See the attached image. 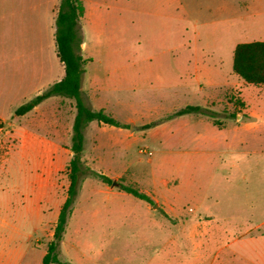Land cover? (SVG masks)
Instances as JSON below:
<instances>
[{
	"label": "rangeland",
	"instance_id": "obj_1",
	"mask_svg": "<svg viewBox=\"0 0 264 264\" xmlns=\"http://www.w3.org/2000/svg\"><path fill=\"white\" fill-rule=\"evenodd\" d=\"M93 1L102 13L86 36L83 98L101 104L90 97L96 80L107 112L128 126H87L82 159L152 203L83 177L61 261L251 264L237 243L220 250L264 216V196L252 198L264 189V84L233 70L238 43L264 40V0ZM43 2L0 0V264H42L69 185L75 101L52 96L14 113L63 71ZM187 104L217 120L187 114L145 128Z\"/></svg>",
	"mask_w": 264,
	"mask_h": 264
},
{
	"label": "trees",
	"instance_id": "obj_2",
	"mask_svg": "<svg viewBox=\"0 0 264 264\" xmlns=\"http://www.w3.org/2000/svg\"><path fill=\"white\" fill-rule=\"evenodd\" d=\"M83 14L84 5L82 0L60 1L55 18V44L57 56L64 65L65 74L60 80L49 85L46 89L18 106L14 111L16 116H23L52 96H62L75 101L76 112L71 136L72 156L67 167L69 185L65 200L58 213L52 240L48 243L47 250L42 258V264H65L60 259L61 242L69 217L73 212L83 177H95L105 184H112L113 182L106 174L100 173L84 164L82 155L85 146V128L92 121L119 128L128 126L104 109H91L83 98L82 82L86 73L87 62L82 55L83 38L79 28V21ZM233 70L247 83L254 85L264 84V40L238 43L233 53ZM187 114L208 116L214 121L217 120L218 115L216 111L207 107L187 104L160 120L146 124L145 128L153 127L161 121ZM231 116L237 115L232 113ZM215 123L220 125L219 122ZM119 186L121 190L135 198L152 203L151 197L137 187L125 184Z\"/></svg>",
	"mask_w": 264,
	"mask_h": 264
},
{
	"label": "crops",
	"instance_id": "obj_3",
	"mask_svg": "<svg viewBox=\"0 0 264 264\" xmlns=\"http://www.w3.org/2000/svg\"><path fill=\"white\" fill-rule=\"evenodd\" d=\"M44 4L43 7H45L48 11H49V22H48V35L49 38L51 40L54 39L55 41V18H56V9L58 8L60 1L61 0H43ZM83 5H84V14L83 16L80 18L79 24L81 25V29H82V38H83V43H82V55L83 57L88 61V59H92L94 60V56L93 54H87L84 55L85 51L88 48V42H87V33L89 32V27H91V25L94 23L95 24V17H97L98 15H100L102 12L100 10V4L94 3L93 0H82ZM34 7H36L34 5ZM35 9V8H33ZM56 46V44H55ZM57 54V52H56ZM58 57V56H57ZM59 59V58H58ZM60 61V60H59ZM60 67L63 68V71L59 74H57L54 78V80L51 82L54 83L58 80H60L64 74H65V68L64 65L60 62L59 63ZM24 80V79H23ZM87 77L86 75H84V79L82 82V91L84 92V85L86 83ZM90 97L92 98H99L100 100H97V103L101 104L99 106H95V108L93 110H99V109H104L106 112V102H103L101 100V96L99 93V88H98V84L96 83V80L90 79ZM29 80H24V81H20V86H18L16 91H22V93H25L26 90H28L27 88L29 87V84H32V82ZM50 84V85H51ZM56 98H61L62 96H54ZM53 98V97H50ZM66 98V97H63ZM48 99V98H47ZM56 100V99H54ZM103 103V104H102ZM39 107V105H37L35 108ZM34 108V109H35ZM109 113V112H108ZM74 120V119H73ZM94 121L90 122L88 124L92 125V124H96L95 126H99V124L105 125L106 128L108 129H112V128H119V127H115L108 124H103V123H99L97 121V123H93ZM122 122V121H121ZM256 191V188L254 189ZM264 189L261 190V188L258 189L257 192L253 191L252 192V198L254 199V201L256 202H260L262 196H264ZM260 193V197H256V194ZM128 194V193H127ZM264 206V204H261V207ZM207 215H209L214 221H217L218 223H220L221 219L215 217L212 214L206 213ZM262 220L256 224H253L251 226H249L247 229L245 230H239V235L237 236H233L230 237L231 234L227 235L224 238V242H226V244L222 247V249L220 250V258H221V252L222 250L228 248V247H232L235 243H237V250H239V252L246 257L250 258V263L251 264H264V230H261L262 227H264V216H262Z\"/></svg>",
	"mask_w": 264,
	"mask_h": 264
},
{
	"label": "water",
	"instance_id": "obj_4",
	"mask_svg": "<svg viewBox=\"0 0 264 264\" xmlns=\"http://www.w3.org/2000/svg\"><path fill=\"white\" fill-rule=\"evenodd\" d=\"M111 185H112V187H114V186H119V183H118L117 181L114 180V181L112 182ZM153 207L156 208V209H158V210L161 209V207L159 206L158 203H154Z\"/></svg>",
	"mask_w": 264,
	"mask_h": 264
}]
</instances>
